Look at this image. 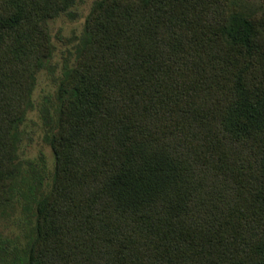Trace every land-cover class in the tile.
<instances>
[{"label": "trees", "instance_id": "1", "mask_svg": "<svg viewBox=\"0 0 264 264\" xmlns=\"http://www.w3.org/2000/svg\"><path fill=\"white\" fill-rule=\"evenodd\" d=\"M69 3L0 0V210L46 22ZM84 29L58 80L26 264H264V10L95 0Z\"/></svg>", "mask_w": 264, "mask_h": 264}, {"label": "rangeland", "instance_id": "2", "mask_svg": "<svg viewBox=\"0 0 264 264\" xmlns=\"http://www.w3.org/2000/svg\"><path fill=\"white\" fill-rule=\"evenodd\" d=\"M95 0H68L69 7L46 22L52 51L36 73L32 106L19 125L18 162L20 174L16 195L0 210V264L21 259L33 238L35 198L49 188L54 156L47 136L56 116L58 80L75 60L76 48L85 37V19ZM248 12L260 15L264 0H236Z\"/></svg>", "mask_w": 264, "mask_h": 264}]
</instances>
